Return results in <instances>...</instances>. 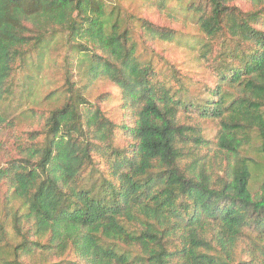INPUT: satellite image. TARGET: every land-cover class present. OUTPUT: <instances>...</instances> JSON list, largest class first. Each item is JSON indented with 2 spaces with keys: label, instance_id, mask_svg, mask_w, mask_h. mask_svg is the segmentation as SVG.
<instances>
[{
  "label": "trees",
  "instance_id": "1",
  "mask_svg": "<svg viewBox=\"0 0 264 264\" xmlns=\"http://www.w3.org/2000/svg\"><path fill=\"white\" fill-rule=\"evenodd\" d=\"M140 1L197 32L122 0H0V135L45 120L19 158L0 143L20 203L0 264H264V0ZM59 49L64 84L41 97ZM100 82L117 93L91 100Z\"/></svg>",
  "mask_w": 264,
  "mask_h": 264
},
{
  "label": "rangeland",
  "instance_id": "2",
  "mask_svg": "<svg viewBox=\"0 0 264 264\" xmlns=\"http://www.w3.org/2000/svg\"><path fill=\"white\" fill-rule=\"evenodd\" d=\"M122 4L124 7L131 13L146 18L160 26L167 25L171 26L176 30H182L186 33L197 32V28L193 26H185L184 24L179 23H171L164 16L159 14L157 11L147 9L140 0H122ZM243 6V5H242ZM245 7V5H244ZM162 49L166 51V54L170 56L172 59L179 60V62H184L187 67L190 69H195L192 67V57L188 54L184 49H181L175 45H163ZM65 51L63 49H59L52 56V64L47 67L43 73V81L46 84H43L41 80V86L39 88L40 96L43 97L47 95L49 92L60 88L64 84L63 72L60 68V64L62 59L64 58ZM56 61V63L54 62ZM110 93L116 94L117 88L108 83V82H100L92 89L91 100H95L97 97L102 94ZM115 105H107L105 109L107 111L111 110ZM46 107H44L45 109ZM111 113L114 117H118V112L115 110V107L111 110ZM31 116V113H28V117ZM27 117V118H28ZM45 124L44 116L41 114H37V118L35 119H27L25 123L14 126V131H10L6 133L5 137H1L0 135V143H5V146L1 145V148L5 149L2 151L4 156L2 160H8L10 158L16 159L19 158L20 149L18 144L15 143L17 138H22V142H27L28 132H41L43 130V126ZM207 133L210 136H214V126L207 125ZM18 147V148H17ZM2 165L4 163L2 162ZM253 191L255 195L264 197V173H258L255 175V179L253 181ZM11 196V190L8 185L5 183H0V211L6 213L9 208H16L20 206L19 202L11 203L9 198ZM10 233L12 232V228L10 229ZM14 237V236H13Z\"/></svg>",
  "mask_w": 264,
  "mask_h": 264
}]
</instances>
